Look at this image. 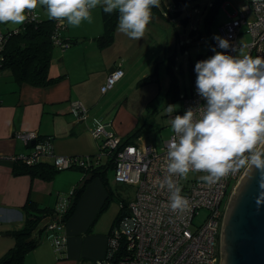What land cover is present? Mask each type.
Wrapping results in <instances>:
<instances>
[{"label": "built area", "instance_id": "built-area-1", "mask_svg": "<svg viewBox=\"0 0 264 264\" xmlns=\"http://www.w3.org/2000/svg\"><path fill=\"white\" fill-rule=\"evenodd\" d=\"M247 2L245 7L229 14L220 27L222 37L227 38L238 51L221 49L215 40L212 51L204 55L202 60L221 51L233 56L242 53L264 57V0ZM37 19L29 17L28 20ZM65 24V21H57L53 35L54 42L62 47L69 45L68 42L61 41L60 37L59 30ZM10 33L11 31L0 32V76L4 68V49ZM244 33L252 36L249 44L238 40ZM124 73L122 67H114L101 86V91L113 88ZM196 79L197 73L193 79L191 95L185 97L180 110L169 116L170 121L175 115H183L189 108L195 109L206 103L196 91ZM72 112L81 120L89 117V108L81 100L73 102ZM96 124L92 134L99 141L103 152L96 155V158L93 155H59L54 150L52 140L39 138L36 131L17 132L27 143L34 139L36 142L28 153L13 156L15 160L28 166L47 162V157L52 156L51 164L58 170L73 166L87 170L102 165V155L107 154L113 160L115 181L136 186L135 198L129 204H122L125 211L113 229L105 255L95 259L92 264H220V236L227 201L247 168L214 185H208L200 179L207 174L204 172H195L196 178L173 177L180 194L188 198L189 208L183 212L172 211L170 194L159 185L167 175V145L173 138V131L158 149L138 138L133 142H125L123 137L109 131L106 123L96 120ZM232 181L229 197L223 205ZM64 222L62 219L51 221L48 229L61 227ZM57 243L62 244L63 240H58Z\"/></svg>", "mask_w": 264, "mask_h": 264}, {"label": "crops", "instance_id": "crops-1", "mask_svg": "<svg viewBox=\"0 0 264 264\" xmlns=\"http://www.w3.org/2000/svg\"><path fill=\"white\" fill-rule=\"evenodd\" d=\"M93 15H98V12ZM22 25H15L8 30L21 28ZM117 28L118 23L113 43L101 45L96 38L104 32H91L93 40L80 42V35L66 25L62 33L76 41L66 47L55 45L57 48H53L49 72L62 77L47 86H34L19 81L10 67L3 68L0 76V257L15 243L13 231L25 223L27 200H33L42 207L54 208L52 203L58 202L53 197L56 188L54 179L65 171L60 170L51 178L33 175L23 172L24 170L17 172L15 163H24L15 160L13 156L28 153L33 145L32 141L27 143L19 137L17 132L36 131L39 138H50L55 152L59 155L93 152L96 138L88 129L89 123L78 119L73 114L72 107L76 100L83 101L89 110L92 106L96 107L100 97L99 94L92 93L91 82L98 80L101 91V86L114 67L120 66L124 69L122 55L126 53L129 41L133 39L122 41L123 36ZM124 36L128 37L125 34ZM96 59L103 61L102 68L93 66ZM109 90L101 91L100 95L107 94ZM116 125L119 127V124ZM117 127L114 129L120 132ZM124 134L123 131V138ZM97 142L99 144L98 140ZM44 163L51 164V161ZM92 170L93 168L87 169L86 172L90 173ZM84 174L82 169V176L78 175L76 180L74 175L66 179L67 182L71 180L69 186L74 184V187L68 193L62 211L54 214L52 221L62 219ZM104 189L103 182L95 178L90 180L85 185L72 215L61 227L48 229L44 241L39 236L43 242L27 253L25 264H92L94 259L102 258L114 225V220L108 230L103 227L97 229L93 225L102 200L99 195L104 193ZM58 240H63V243L58 244Z\"/></svg>", "mask_w": 264, "mask_h": 264}, {"label": "rangeland", "instance_id": "rangeland-1", "mask_svg": "<svg viewBox=\"0 0 264 264\" xmlns=\"http://www.w3.org/2000/svg\"><path fill=\"white\" fill-rule=\"evenodd\" d=\"M215 2L216 0H184L177 7L175 0H160V6L152 9L153 19L148 25L145 37L129 41L126 53L122 55L126 75L103 95H100L99 81L91 82L92 93L99 94L100 97L96 107L92 106L89 110L88 119L84 120L89 123L91 134L92 129L97 127L96 120H100L107 124L109 131L119 137L123 136V131L125 138H132L139 133L135 138L153 144L158 149L163 146L164 141L172 134L170 115L166 112L168 105H175L176 111L180 110L185 97L192 93L195 65L199 56L212 51L215 36L222 37L220 27L227 16L248 4L247 0H223L220 5H215ZM102 10V6H97L92 10L91 22L83 21L79 26H70L80 35L78 41H91V32L105 31ZM95 12L98 15L94 16ZM36 16L38 20L48 17L44 7L36 9ZM65 23V26L68 25L66 20ZM13 27L15 25L11 23H0V32H7ZM120 35L123 36L122 41L130 40L123 33ZM96 40L99 41L97 38ZM238 40L249 44L252 36L244 33ZM102 62L96 59L93 66L102 68ZM115 126L120 132L114 129ZM92 136L94 137L93 134ZM135 138L131 142L137 139ZM93 147V152L81 155H93L96 158V155L103 153L96 139ZM47 158L53 159L52 156ZM108 159L107 154L102 155L103 163H107ZM82 169L80 166L66 168L53 178L56 186L53 197L58 201L56 204L52 203L55 214L62 211L68 193L74 187V184L69 186L71 180L67 182L66 179L74 175L76 180L78 175L82 176ZM196 176L195 172L188 174V178ZM95 179L103 182L105 189L102 195L99 192L97 194L102 200L93 225L97 229L103 227L108 230L110 223L120 214L122 203L129 204L135 198L137 188L132 184L116 182L111 167L107 168L104 178L96 176ZM232 184L233 181L228 187L223 205L229 197ZM45 235L46 231L40 235L43 241ZM42 240L39 239V244Z\"/></svg>", "mask_w": 264, "mask_h": 264}, {"label": "clouds", "instance_id": "clouds-1", "mask_svg": "<svg viewBox=\"0 0 264 264\" xmlns=\"http://www.w3.org/2000/svg\"><path fill=\"white\" fill-rule=\"evenodd\" d=\"M97 6L109 14L118 10L117 30L140 40L160 0H0V23L22 25L29 17L36 19V9L44 7L49 19L79 26L91 22ZM214 39L219 48L238 51L227 38ZM195 72L196 91L206 103L171 119L174 135L167 145V175L159 186L168 190L171 210L183 212L189 200L173 177L204 172L200 179L214 185L241 169H255L261 173L255 201L259 209L264 206V57L216 52L198 61ZM174 111L175 105H168L166 112Z\"/></svg>", "mask_w": 264, "mask_h": 264}, {"label": "trees", "instance_id": "trees-1", "mask_svg": "<svg viewBox=\"0 0 264 264\" xmlns=\"http://www.w3.org/2000/svg\"><path fill=\"white\" fill-rule=\"evenodd\" d=\"M184 0H175L176 6L180 7ZM223 0H216L215 5H219ZM156 7H153L154 9ZM103 20L105 31L97 39L101 45H110L115 37V30L119 21L118 10L113 13H105L103 10ZM153 13V12H152ZM57 20L43 18L40 20H26L20 30H12L6 41L4 49V67H10L14 72L17 80L28 82L34 86H47L55 83L62 76H54L49 72V67L52 61V51L55 45L53 35L56 31ZM61 41L68 42L69 45L75 42V39H69L60 30ZM204 55L199 56L202 60ZM149 76V75H148ZM147 76V77H148ZM134 137L124 138L125 142H131ZM137 138V137H136ZM135 138V139H136ZM134 139V140H135ZM111 167L114 170L112 159H108L107 163L96 166L90 173L83 169L85 174L80 180L78 186L73 192V198L62 215V221H66L73 213L78 199L83 192L85 185L96 176L105 177L107 168ZM17 172H29L33 175L43 176L45 178L53 177L58 171L52 164L40 163L33 166H28L20 162L15 163ZM123 204V203H122ZM26 220L23 226L13 231L15 243L1 257L0 264H25L27 253L35 249L39 244V236L47 231L48 225L52 221V216L55 214L50 207H42L33 200H27L26 203ZM125 209L124 206L120 214L117 216L112 226L109 236H111L114 227L118 224Z\"/></svg>", "mask_w": 264, "mask_h": 264}, {"label": "water", "instance_id": "water-1", "mask_svg": "<svg viewBox=\"0 0 264 264\" xmlns=\"http://www.w3.org/2000/svg\"><path fill=\"white\" fill-rule=\"evenodd\" d=\"M260 179L259 170L246 169L230 196L221 229L220 264H264V206L257 209L255 202Z\"/></svg>", "mask_w": 264, "mask_h": 264}]
</instances>
